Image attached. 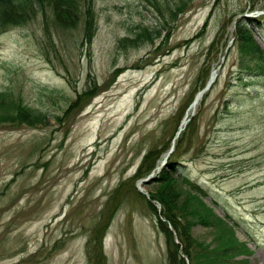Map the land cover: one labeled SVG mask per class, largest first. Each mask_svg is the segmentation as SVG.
<instances>
[{
  "label": "rangeland",
  "instance_id": "374dc122",
  "mask_svg": "<svg viewBox=\"0 0 264 264\" xmlns=\"http://www.w3.org/2000/svg\"><path fill=\"white\" fill-rule=\"evenodd\" d=\"M76 2L75 24L49 0L0 23V93L48 117L30 127L0 112V264H90L97 229L103 264H169L144 181L170 150L264 264V79L243 71L235 42L238 21L256 19L264 50V0H93L91 20ZM154 148L155 170L131 184ZM217 235L193 229L213 246Z\"/></svg>",
  "mask_w": 264,
  "mask_h": 264
},
{
  "label": "trees",
  "instance_id": "16d2710c",
  "mask_svg": "<svg viewBox=\"0 0 264 264\" xmlns=\"http://www.w3.org/2000/svg\"><path fill=\"white\" fill-rule=\"evenodd\" d=\"M34 1L0 0V23L9 27L26 23L30 13L33 12L31 8L35 6ZM49 1L57 21L62 25L70 24V21L75 24V16L78 17L76 13L79 9L77 0ZM92 5L93 0H84V6L89 8L86 12L88 20L93 17ZM87 23L89 26L86 39L90 41L94 35V28L92 21ZM256 24H259L256 19H248L246 22L238 21L235 42L241 51V57L245 60L241 64V67H246L242 68L243 71L264 79V50L255 40L253 26ZM254 68L257 72L253 71ZM204 81L205 84H200L197 90L205 87L207 80ZM8 96V93H0V112L3 113L1 115L8 113L4 118L6 122L30 127L46 125L48 121L46 114L40 110L23 107L20 102L16 105L14 99H10L9 103ZM192 100L193 98L191 102ZM182 116L183 112H181V118ZM175 152L176 150L171 153L161 172L149 182L157 187L156 191L150 194L151 201H148L151 210L158 215L153 202L162 206L161 217H158L157 223L167 238L169 264H187L185 258L189 260L188 264H250L254 251L247 242L239 240L236 225L218 216L214 208L205 201L207 194L203 187L187 177L177 175L181 164L171 161ZM158 157V148L149 150L130 183L134 184L135 181L151 175L156 168ZM126 184L121 183L116 189L110 205L116 203ZM196 226H203L218 233L216 245L195 239L193 229ZM100 230L97 229L96 234L88 243L90 264H103L101 237L98 236ZM176 240L179 243H176Z\"/></svg>",
  "mask_w": 264,
  "mask_h": 264
},
{
  "label": "bare ground",
  "instance_id": "6f19581e",
  "mask_svg": "<svg viewBox=\"0 0 264 264\" xmlns=\"http://www.w3.org/2000/svg\"><path fill=\"white\" fill-rule=\"evenodd\" d=\"M217 76H218V71L217 70H214L213 73H212V78L214 80H216L217 79ZM201 99H202V95L199 94L197 96V98L194 100L193 104L191 105L189 111L195 109L197 107V105L199 104V102H200ZM183 126H184V124H183Z\"/></svg>",
  "mask_w": 264,
  "mask_h": 264
},
{
  "label": "water",
  "instance_id": "95a60500",
  "mask_svg": "<svg viewBox=\"0 0 264 264\" xmlns=\"http://www.w3.org/2000/svg\"><path fill=\"white\" fill-rule=\"evenodd\" d=\"M214 79L213 78H211V80H210V82L207 84V86H206V89L205 90H210V88H211V86H212V84L214 83ZM204 90V91H205ZM203 91V92H204ZM203 92H201L200 94L202 95L203 94ZM177 135H179V133L177 134ZM172 153V150L169 152V155L165 158V160L162 162V164H161V167L159 168V170L162 168V167H164V165L166 164V159H168L169 158V156H170V154ZM150 180L149 179H147V180H145L144 182H149Z\"/></svg>",
  "mask_w": 264,
  "mask_h": 264
}]
</instances>
